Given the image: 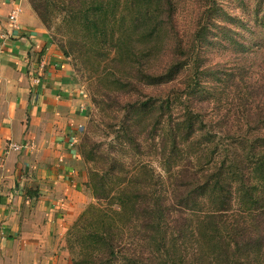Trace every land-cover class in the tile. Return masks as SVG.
I'll list each match as a JSON object with an SVG mask.
<instances>
[{"label": "trees", "instance_id": "obj_1", "mask_svg": "<svg viewBox=\"0 0 264 264\" xmlns=\"http://www.w3.org/2000/svg\"><path fill=\"white\" fill-rule=\"evenodd\" d=\"M153 1L160 4L163 0ZM164 1L171 19L172 0ZM207 1L208 5L194 22L191 37L179 36L171 55H165L167 60L163 65L154 67L150 59L147 67L144 64L142 74L148 79L145 83L148 90L162 92L150 94L146 101L128 110L131 118H134L133 111L136 116L143 113L152 118L142 143L134 136L131 123L111 126L114 134L108 145L112 152L118 148L123 150L131 141L128 136L137 138L131 139L139 148L145 147L147 139L152 151L159 155L163 171L147 164L150 172L147 183L132 188L122 186L114 194L110 187L115 177L113 166L89 171L88 186L97 203H92L80 215L69 232L75 235L76 231V240L80 241L79 234L86 233L79 229L81 222L95 214L104 218L86 237L93 246L87 254L91 264H264V103H258L252 110L249 102H245L241 118L222 114L214 120L196 100L205 87L203 78L217 68L213 64L202 66L203 46L214 43L210 38V33H214L212 25L220 26L222 33L232 39L235 38L230 33H239L229 24H217L218 14L229 13L218 0ZM29 2L40 20L47 24L48 7L41 0ZM105 3L101 0V9ZM97 15L94 10L89 17L97 20ZM147 15L145 19L150 17ZM163 18L164 14L163 17L157 14L156 19L160 21L154 27L159 32ZM149 41H153L152 35ZM61 45L67 55L63 40ZM218 73L221 72L214 75ZM228 74L229 81H234L235 71ZM180 83L183 88L177 90ZM207 91L212 94L215 90ZM92 100L99 104L97 96ZM177 100H180L179 112L174 110ZM205 125L208 129L204 130ZM242 126H246L244 131ZM91 142L86 128L80 145V154L86 162L96 159V146L90 145ZM212 142L217 143V151H222L220 164L210 165L215 154L206 149ZM199 147L201 150L195 152ZM210 153L211 158L207 160ZM110 160L116 161L115 156H110ZM124 214L128 215L126 227H132L129 235L116 224V218ZM102 243L104 250L95 254L93 249ZM70 247L75 245L70 242ZM83 259L73 258V262L83 264L82 261H87Z\"/></svg>", "mask_w": 264, "mask_h": 264}, {"label": "rangeland", "instance_id": "obj_2", "mask_svg": "<svg viewBox=\"0 0 264 264\" xmlns=\"http://www.w3.org/2000/svg\"><path fill=\"white\" fill-rule=\"evenodd\" d=\"M105 1L101 9L99 4L101 0H41L43 5L48 7L50 14L48 23H42L64 55L62 40L66 46L68 54L65 56L72 66L74 79L79 85L88 110L87 131L92 138L90 145L95 143L96 146L94 161L86 162L82 158L87 172L86 186L90 200L76 219H79L92 203H97L88 186L91 181L89 172L91 169L100 171L111 169L113 166L115 177L110 183V187L114 189L112 194L122 186L132 188L147 183L146 177L150 173L145 166L147 164L160 172L163 171L159 155L152 151L149 141L146 139L145 143L143 142L145 147L139 148L131 139L137 136L140 142L143 141L147 133V124L152 118L143 116V113H138L136 116L134 111L132 112L134 118H131L128 110L134 104L146 101L150 94L155 96L162 92L160 89L148 90L145 84L148 79L142 72L144 64L150 59L154 67L163 65L167 60L165 55H171V49L176 46L177 38L191 37L196 18L208 5L207 0H172L173 13L170 19L168 6L164 0L160 4L153 0ZM218 1L229 14H218L216 23L229 24L239 33H230L235 38L232 39L226 33V35L222 33L220 26L212 25L214 33H210V38L214 43L203 46L202 66L213 64L217 68L203 78L205 87L202 89V95L198 94L196 100L203 112L214 116V120H218L222 114H227L229 117L238 115L241 118L245 108L243 103L249 102L248 105L252 110L258 103H264L262 91L264 89V0ZM94 10L98 13L97 20L89 17ZM158 13L162 17L164 14V20L161 19L160 24L161 32L154 27L155 22L160 21L157 20L160 17L156 19ZM147 14H150V17L145 19ZM151 35L153 41L150 43ZM159 54L160 59H158ZM232 70L235 71V79L229 81L228 72ZM215 72L223 74L214 75ZM182 88L183 84L180 83L177 90ZM211 88L215 91L209 94L207 89ZM93 96L99 98L98 105L92 100ZM179 106L180 100H177L174 105L175 112H179ZM124 122L133 125L134 136H128V140L131 141L123 150L118 148L117 151L112 152V148L108 145L109 139L114 134L111 126ZM206 123L210 124L208 120ZM228 124L230 125L231 122ZM245 127L242 126V131ZM205 128L208 129L206 125L204 130ZM82 142L83 137L79 143V153ZM215 144L217 143L212 142L210 148L206 149L208 152L214 151L215 154L210 165L220 164L223 157L222 151H217ZM199 148L195 152H199L201 147ZM110 156H115L116 161L112 162ZM210 158L211 153L210 156L208 154L206 156L207 160ZM127 216V214L121 218L118 216L116 224H120L129 235L132 227H126ZM101 219L105 221L101 214H95L78 225L82 233L86 232L79 234L80 241L76 240L78 235L76 231L75 235L68 231L66 241L72 264H74L73 258L81 260L84 258L87 261H82L83 264H91L88 260L91 259L88 257L90 255L87 254L92 251L93 246L86 237L94 227L101 225ZM70 242L75 247L71 248ZM97 248L93 249L95 254L104 250V244H100Z\"/></svg>", "mask_w": 264, "mask_h": 264}, {"label": "crops", "instance_id": "obj_3", "mask_svg": "<svg viewBox=\"0 0 264 264\" xmlns=\"http://www.w3.org/2000/svg\"><path fill=\"white\" fill-rule=\"evenodd\" d=\"M87 123L72 66L29 1L0 0V264H72L66 235L90 200Z\"/></svg>", "mask_w": 264, "mask_h": 264}, {"label": "built area", "instance_id": "obj_4", "mask_svg": "<svg viewBox=\"0 0 264 264\" xmlns=\"http://www.w3.org/2000/svg\"><path fill=\"white\" fill-rule=\"evenodd\" d=\"M17 14H18V10H14V11L10 14V19H11L13 22H16ZM24 147H25L24 144H17V143H12V144H10V148H11V149H15V150H21V149H23Z\"/></svg>", "mask_w": 264, "mask_h": 264}]
</instances>
